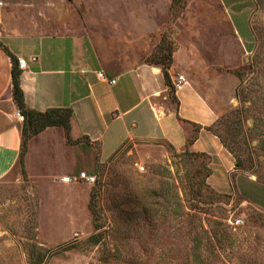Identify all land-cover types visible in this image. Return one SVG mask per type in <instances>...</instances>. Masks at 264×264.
<instances>
[{"label": "rangeland", "instance_id": "374dc122", "mask_svg": "<svg viewBox=\"0 0 264 264\" xmlns=\"http://www.w3.org/2000/svg\"><path fill=\"white\" fill-rule=\"evenodd\" d=\"M184 1L183 36L199 41L202 73L226 94L231 86L216 126L236 162L230 174L218 169L224 191L209 182V157L162 142L130 140L100 156L86 140L73 169H60L62 149L53 158L44 147L0 179V264H264V0H249L250 24L247 10L233 15L244 42L217 0ZM81 6H71V28L83 30ZM170 37L161 32L159 50ZM80 171L95 183L75 179L67 189L53 180ZM70 242L77 247L64 249Z\"/></svg>", "mask_w": 264, "mask_h": 264}, {"label": "crops", "instance_id": "0c3cea01", "mask_svg": "<svg viewBox=\"0 0 264 264\" xmlns=\"http://www.w3.org/2000/svg\"><path fill=\"white\" fill-rule=\"evenodd\" d=\"M82 1L0 0V179L19 164L22 152L24 121L17 114L12 93L14 57L16 62L18 58L26 61L20 69L27 105L39 111L72 108L71 137L80 141L69 144L62 127H48L28 140L25 164L32 152L45 147L53 158L55 150L62 149L65 160L59 163L60 169H73L79 149L89 148L87 141L98 144L100 156L105 149L115 154L135 139L166 143L181 151L198 125L197 138L188 148L210 156L209 182L218 190L225 189L217 172L229 169L230 174L235 158L207 127L230 106L231 86L226 94L219 78L202 73L205 66L196 59L199 41L185 38V26L180 23L186 2L175 13L174 0H118V6H91V0L83 6ZM217 2L244 42L233 15L248 11L249 0ZM80 4L81 12L76 11L83 15L79 17L85 22L83 30L71 28L77 25L71 6ZM171 18L176 19L173 28L168 25ZM246 18L250 24L249 11ZM164 30L172 32L176 45L168 70L172 88L162 67L147 61ZM217 42L222 44V38ZM100 72L106 78L99 77ZM181 74L186 82L176 88ZM51 141L59 147L45 145ZM63 177L53 175V180L68 189L72 182Z\"/></svg>", "mask_w": 264, "mask_h": 264}, {"label": "trees", "instance_id": "16d2710c", "mask_svg": "<svg viewBox=\"0 0 264 264\" xmlns=\"http://www.w3.org/2000/svg\"><path fill=\"white\" fill-rule=\"evenodd\" d=\"M184 7H185L184 0H174L173 8H174L175 13H178V11L182 10ZM167 31L169 32L171 36L170 38L173 41V43L171 42L172 45H167V47H164L163 50H159L158 49L159 44H158V46L154 49L152 54L149 57H147V61L158 64L162 67V71L164 73L167 85H169V87L172 88L173 83H172L168 70L173 63V53L176 49V45H175L174 39L172 38V32L170 30H167ZM158 51L162 54L161 55L162 58L158 59L157 61L155 57H156V52ZM12 60H13V68H12L13 99L16 105L18 106L19 110L21 111V113L24 115V123H23V129H22V135H23L22 152L20 154L19 163L22 164L24 162V155L27 151L28 140L32 136L39 134L40 132H42L48 127H51V126L62 127L65 131L67 142L69 144H77L78 142H80L79 140H74L71 137V119L73 116L72 108L52 107V108H48L45 111H39L27 105L25 101L24 91L21 86V72L22 71L20 67L18 66V63H17L18 59L16 62L15 58L12 57ZM175 100L177 101L176 98ZM220 118L221 116L215 122V124H213L212 126H208L207 129L211 131L212 133L216 134L221 139L224 147L230 153L232 152L234 153L232 144L228 142L227 139L218 130H216V126ZM199 129L200 127L197 125L195 134H193V136L187 142V148H186L187 150L185 149L187 152L189 150L188 148L189 144H191L197 138ZM85 145H88V143H86ZM189 152L193 155L207 156L210 158L208 154L203 153V152H193L190 150ZM236 154L237 152L235 151V155ZM236 156H238L237 159H238V164H239L242 159H240L239 155H236ZM207 169H210L208 171V175L210 176L212 171H211V168L208 167V164H207ZM63 247L66 250H71V249L76 248L77 245L76 243L70 242V243L63 245Z\"/></svg>", "mask_w": 264, "mask_h": 264}, {"label": "built area", "instance_id": "2783aa9c", "mask_svg": "<svg viewBox=\"0 0 264 264\" xmlns=\"http://www.w3.org/2000/svg\"><path fill=\"white\" fill-rule=\"evenodd\" d=\"M18 65L20 68L25 67L26 66L25 59L24 58H18ZM99 77L106 78L102 72L99 73ZM113 82H114V80H113ZM185 82H186L185 76L182 74L178 75V78L175 82L176 88H180ZM17 114H18L19 118L22 121H24V115L21 113L20 110L17 112ZM62 179H63V181L68 182V183L74 182L75 179H77V180L85 181L87 183L92 184V183H95L96 176L93 174L87 173L86 171H80L75 176L67 175V176H64ZM241 222H243V220L241 218H237L235 221L236 224L241 223Z\"/></svg>", "mask_w": 264, "mask_h": 264}]
</instances>
